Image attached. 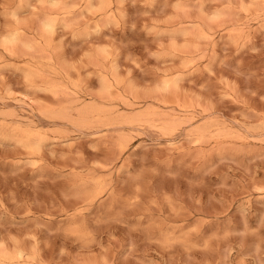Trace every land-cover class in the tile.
I'll return each mask as SVG.
<instances>
[{
    "label": "rangeland",
    "instance_id": "374dc122",
    "mask_svg": "<svg viewBox=\"0 0 264 264\" xmlns=\"http://www.w3.org/2000/svg\"><path fill=\"white\" fill-rule=\"evenodd\" d=\"M0 264H264V0H0Z\"/></svg>",
    "mask_w": 264,
    "mask_h": 264
}]
</instances>
